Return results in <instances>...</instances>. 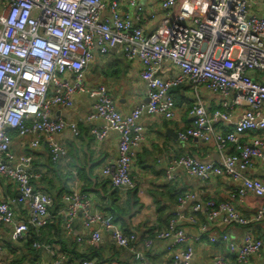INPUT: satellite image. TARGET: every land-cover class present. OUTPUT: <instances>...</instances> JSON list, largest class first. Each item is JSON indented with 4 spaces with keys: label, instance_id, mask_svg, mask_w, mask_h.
Here are the masks:
<instances>
[{
    "label": "built area",
    "instance_id": "2783aa9c",
    "mask_svg": "<svg viewBox=\"0 0 264 264\" xmlns=\"http://www.w3.org/2000/svg\"><path fill=\"white\" fill-rule=\"evenodd\" d=\"M156 2L163 17L148 29L157 10L138 0H0V176L17 184L20 195L11 203L28 208L27 221H20L11 203L0 200V224L12 226V240L27 238L30 227H44L54 199L51 193L35 188L33 179L39 174L31 169L34 157L12 149L8 129L19 136L32 135L29 146L35 149L44 137L51 160L57 162L66 156L67 148L55 134L68 129L77 136L80 129L76 121L53 109L71 107L76 93L92 99L93 110L86 120L103 121L90 125L96 140H102L109 129L119 135L117 155L101 169L113 186L130 189L136 185L132 164L146 137L141 116L174 118L177 105L172 89L188 85L190 123L178 128L177 136L183 141H212L220 156L217 161H203L190 153L173 155L165 177L173 179L179 169L203 182L212 176L228 177L234 186L233 198L241 199L247 193L264 197V181L249 171L257 160L264 162V82L251 74L264 70V12L250 11L249 0ZM260 5L264 10V0ZM112 51L139 62L138 75L146 84V101L128 112L117 108L105 83L90 84L85 76L97 54ZM202 88L223 98L211 112L202 98ZM241 104L244 107L231 128H216L218 120H229V113ZM229 144L234 147L231 152L225 151ZM61 197L66 233L73 232L74 219L81 214L83 225L90 229L89 244L102 239V230L119 247H135L141 241L148 249L164 239L172 248L171 264H191L189 241L199 235L187 233L182 222L196 223L197 212L202 211L206 222L201 231L216 220L246 226L241 243L230 241L227 233L209 236L212 242L228 241L235 253L234 258L214 254L213 264H245L252 255L264 252V234L255 236L250 227L264 218V202L251 215H244L231 201L214 196L200 199L186 191L178 196V207L192 200L191 212L175 210L153 236L142 237L122 229L111 214L95 209L77 180ZM76 239L84 238L77 235ZM31 246L49 251L50 264H61L65 258L38 239H33ZM134 258L137 264H145L142 250H135ZM0 264L15 263H5L0 256ZM80 264H94V260L85 258Z\"/></svg>",
    "mask_w": 264,
    "mask_h": 264
},
{
    "label": "crops",
    "instance_id": "0c3cea01",
    "mask_svg": "<svg viewBox=\"0 0 264 264\" xmlns=\"http://www.w3.org/2000/svg\"><path fill=\"white\" fill-rule=\"evenodd\" d=\"M260 1L249 0L250 11L263 14L264 10L261 8ZM138 2L157 10L156 18L149 22L148 29H153L163 17V11L159 9L156 0H138ZM166 65L171 68L170 63H166ZM139 69V62L128 60L122 54L112 51L106 54H97L87 68L85 76L90 84L105 83L117 108L122 112H128L139 103L146 101V84L139 78ZM251 74L257 80L264 82V70L251 72ZM182 87L175 99L177 108L174 118L164 119L161 116L146 113L141 116L140 120L145 127L146 137L137 150L132 164L131 171L135 177V187L130 189L115 187L101 173L102 166L117 155L119 135L117 131L109 129L102 140L98 141L94 138L90 132V125H100L103 121L100 118L91 122L86 120V115L93 109L92 99L84 93L73 95L71 107L64 109L57 106L53 109L54 113L60 114L67 120L76 121L80 129V134L77 136H73L68 129L55 134V137L67 148L66 156L56 163V167L62 174L71 171L72 177L68 175L59 178L56 172L48 174V171L43 169V173L35 172L39 174L36 179L47 173L52 183L57 185L64 182L68 189L77 180L79 187L90 196L95 209L111 214L122 229L136 231L142 237L153 236L156 229L165 226L167 219L175 210L184 213L191 212L192 200H188L183 206L178 207V196L186 191L195 193L200 199L214 196L220 200L231 201L242 214L251 215L264 202V197L247 193L241 199L233 198L231 193L234 186L228 177L212 176L208 181L203 182L182 169H179L171 180L165 177L168 159L173 155L190 153L203 161H217L220 156L217 146L212 141H203L198 138H189L183 141L178 138V128L190 123L186 106L191 102V92L188 85H182ZM202 98L210 112L219 107L223 99L219 94L206 88H202ZM243 107L244 104H241L232 110L229 113V120H218L215 123L216 128L221 130L231 128L239 118ZM245 137L242 138L243 141H245ZM31 138L32 135L19 136L13 131L12 149L17 152H27L28 149H32L29 146ZM45 141L43 137L40 146L35 150L39 151L38 154L33 153L34 158L39 160L45 158L44 155H39L45 150ZM233 149V145L229 144L225 151L231 152ZM79 169L87 172L85 178L78 175ZM249 171L253 176L260 177L264 181L263 161L257 160ZM8 185L15 189V195H17V184L2 178L0 200L11 203L13 195H8ZM43 186V184L37 183L35 188L47 191ZM67 188L64 191L68 190ZM110 189L116 193H111ZM11 205L14 208L15 218L27 221V206L21 203H11ZM64 206L62 197L59 206L54 201L49 209V221L60 216L64 227ZM205 222V214L202 211L197 212L196 223L182 222L187 233L192 236L199 235L197 240L189 241L193 247L191 264H213V255L217 253L227 258H234L235 253L230 249L228 241L216 240L212 242L209 240V236L219 237L220 234L227 233L230 241L241 243L246 226L216 220L208 223L206 229L201 231L200 226ZM250 227L253 235H263L264 218L252 222ZM73 228H75L76 236H83L84 239L77 242L85 247L84 243H87L86 237L90 229L83 225L81 214L75 217ZM11 229L12 226L9 224H0V256L5 263L50 264L52 255L49 251L37 250L33 247L32 250H29L26 243L30 238L29 235L23 240H12L10 238ZM30 236H32L31 233ZM34 239L40 240L36 237ZM46 243L51 244L52 249L60 250L58 244ZM137 249L143 251L145 264H171L172 248L169 247L167 240H156L148 249L143 246L141 241H138L135 247H119L113 242L109 233L104 230H102L99 250L101 259L98 260L97 257L92 259L94 264H137L134 258V251ZM245 264H264V252L252 255Z\"/></svg>",
    "mask_w": 264,
    "mask_h": 264
},
{
    "label": "trees",
    "instance_id": "16d2710c",
    "mask_svg": "<svg viewBox=\"0 0 264 264\" xmlns=\"http://www.w3.org/2000/svg\"><path fill=\"white\" fill-rule=\"evenodd\" d=\"M182 85L176 86L172 89V92L174 94V97L176 99V96L178 95V93L181 91L182 89ZM11 132L14 130L8 129ZM15 132V131H14ZM45 150L42 151L39 155H44L45 158L43 160H39L38 158H33L32 160V166L31 169L33 172H41L43 173V169H46L48 171V174L50 172H56L57 176L59 178H61L62 176H68L70 175V177H72V172L68 171L65 174H62L60 172V170L56 167L57 166V162H59L60 160H58L57 162H53L50 158V151L49 148L46 144L45 141ZM35 148H30L28 149V153H31L33 156V153L38 154L39 151H35ZM38 159V160H37ZM87 172H84L83 170L79 169L78 170V175L82 176V177H86ZM2 176H0V181L2 180ZM33 182L35 183V187L37 183H41L43 184L44 188L50 192L52 194V196L54 197V201L55 204H57L58 206L61 204V193L62 191H64L67 186L65 185V183H61V184H57L55 185L54 183H52L51 179L49 178V175H47V173L44 175H42V177L39 178H34ZM17 187V186H16ZM17 189V188H16ZM68 189V188H67ZM111 193H116L115 191H113L112 189ZM8 195H13V197H15V189L12 187H10L8 185ZM15 195V196H14ZM166 225V224H165ZM73 228V232L69 235L68 233H66L63 224H62V219L59 216L57 219H54L52 221H49L44 227L39 228V229H35L33 227L29 228V232H28V237L29 240L26 242L27 243V247L29 248V250H32V246H31V242L34 239V237L39 238L42 241H46V242H51L52 244H58L60 246V250L58 252H61L65 255L64 260L62 261L61 264H80L81 261L85 258H95L97 257L98 260L101 259V257H99L100 255V247H101V240L97 243L94 244H89V243H84L85 247H83L82 245H80L77 240H76V233L74 232ZM30 233L32 236H30Z\"/></svg>",
    "mask_w": 264,
    "mask_h": 264
},
{
    "label": "water",
    "instance_id": "95a60500",
    "mask_svg": "<svg viewBox=\"0 0 264 264\" xmlns=\"http://www.w3.org/2000/svg\"><path fill=\"white\" fill-rule=\"evenodd\" d=\"M167 132H168V131H167ZM19 195H20V193L18 192V193H17V196H19Z\"/></svg>",
    "mask_w": 264,
    "mask_h": 264
}]
</instances>
